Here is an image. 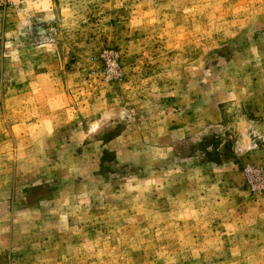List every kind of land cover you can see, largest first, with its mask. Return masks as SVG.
<instances>
[{"label":"rangeland","instance_id":"rangeland-1","mask_svg":"<svg viewBox=\"0 0 264 264\" xmlns=\"http://www.w3.org/2000/svg\"><path fill=\"white\" fill-rule=\"evenodd\" d=\"M0 264H264V0H0Z\"/></svg>","mask_w":264,"mask_h":264}]
</instances>
